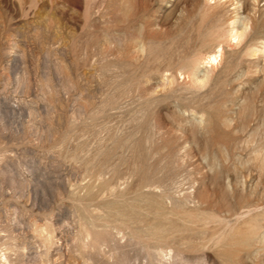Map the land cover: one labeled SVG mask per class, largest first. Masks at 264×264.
I'll use <instances>...</instances> for the list:
<instances>
[{"label": "rangeland", "instance_id": "rangeland-1", "mask_svg": "<svg viewBox=\"0 0 264 264\" xmlns=\"http://www.w3.org/2000/svg\"><path fill=\"white\" fill-rule=\"evenodd\" d=\"M0 264H264V0H0Z\"/></svg>", "mask_w": 264, "mask_h": 264}, {"label": "bare ground", "instance_id": "bare-ground-1", "mask_svg": "<svg viewBox=\"0 0 264 264\" xmlns=\"http://www.w3.org/2000/svg\"><path fill=\"white\" fill-rule=\"evenodd\" d=\"M214 60H215V57H213V58L210 60V63H211L212 61H214ZM210 63H209V64H210Z\"/></svg>", "mask_w": 264, "mask_h": 264}]
</instances>
